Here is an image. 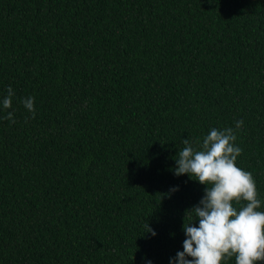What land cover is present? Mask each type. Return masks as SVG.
Segmentation results:
<instances>
[{"label": "trees", "instance_id": "trees-1", "mask_svg": "<svg viewBox=\"0 0 264 264\" xmlns=\"http://www.w3.org/2000/svg\"><path fill=\"white\" fill-rule=\"evenodd\" d=\"M239 120L264 211V0H0V264H171L174 158Z\"/></svg>", "mask_w": 264, "mask_h": 264}, {"label": "clouds", "instance_id": "clouds-1", "mask_svg": "<svg viewBox=\"0 0 264 264\" xmlns=\"http://www.w3.org/2000/svg\"><path fill=\"white\" fill-rule=\"evenodd\" d=\"M14 96L9 86L2 100L4 109L12 108ZM21 103L35 119L34 98H23ZM5 118L15 123L13 112ZM243 124V120L236 121L235 130L212 128L195 145L184 140L183 149L174 158L175 175H188L206 190L199 205L186 211L183 251L177 252L171 264H222L233 257L235 264L264 262V211L260 210L256 182L252 173L237 166L242 149L235 143L236 131ZM190 215L195 220H189ZM145 227L156 236L148 223Z\"/></svg>", "mask_w": 264, "mask_h": 264}]
</instances>
